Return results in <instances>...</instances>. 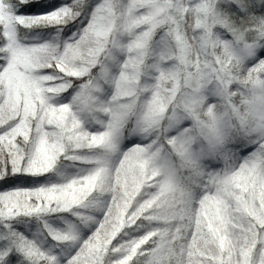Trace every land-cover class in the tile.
I'll return each instance as SVG.
<instances>
[{"label": "snow or ice", "instance_id": "obj_1", "mask_svg": "<svg viewBox=\"0 0 264 264\" xmlns=\"http://www.w3.org/2000/svg\"><path fill=\"white\" fill-rule=\"evenodd\" d=\"M0 264H264V0H0Z\"/></svg>", "mask_w": 264, "mask_h": 264}]
</instances>
